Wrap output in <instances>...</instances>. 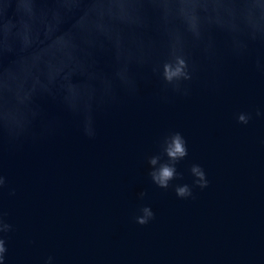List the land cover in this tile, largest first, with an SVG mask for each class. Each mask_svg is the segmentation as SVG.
Returning a JSON list of instances; mask_svg holds the SVG:
<instances>
[{
    "label": "water",
    "instance_id": "95a60500",
    "mask_svg": "<svg viewBox=\"0 0 264 264\" xmlns=\"http://www.w3.org/2000/svg\"><path fill=\"white\" fill-rule=\"evenodd\" d=\"M158 91L155 77L142 81L138 98L98 116L94 139L65 117L59 136L5 145L0 171L17 189L3 198L17 225L9 264H37L47 253L59 264H264V119L242 126L233 117L264 105V81L253 86L240 66L216 93L194 85L190 97L164 104ZM169 130L187 141L189 156L178 166L185 182L193 162L208 174L209 187L194 200L148 181L143 154ZM141 190L156 213L145 227L128 221Z\"/></svg>",
    "mask_w": 264,
    "mask_h": 264
},
{
    "label": "clouds",
    "instance_id": "9594fccd",
    "mask_svg": "<svg viewBox=\"0 0 264 264\" xmlns=\"http://www.w3.org/2000/svg\"><path fill=\"white\" fill-rule=\"evenodd\" d=\"M243 66L254 86L264 81V0H0V152L5 145L40 143L61 135L65 117L89 139L97 118L138 98L141 82L159 81L156 100L188 98L194 85L219 92L229 72ZM147 70V71H145ZM55 104L50 113L41 101ZM237 124L264 119V105L233 113ZM189 156L179 131H166L143 154L147 178L194 200L209 187L200 163L178 167ZM17 189L0 171V264H9L17 230L3 202ZM147 190L136 193L128 221L156 220ZM36 243L31 237L26 244ZM37 264H59L54 253Z\"/></svg>",
    "mask_w": 264,
    "mask_h": 264
}]
</instances>
